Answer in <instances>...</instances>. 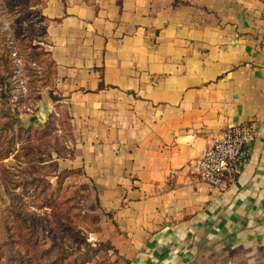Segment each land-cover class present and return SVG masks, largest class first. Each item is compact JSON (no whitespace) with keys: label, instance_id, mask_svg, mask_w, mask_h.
Returning a JSON list of instances; mask_svg holds the SVG:
<instances>
[{"label":"crops","instance_id":"crops-1","mask_svg":"<svg viewBox=\"0 0 264 264\" xmlns=\"http://www.w3.org/2000/svg\"><path fill=\"white\" fill-rule=\"evenodd\" d=\"M70 168L125 264H264V0H40ZM253 121L239 174L189 166Z\"/></svg>","mask_w":264,"mask_h":264},{"label":"rangeland","instance_id":"rangeland-1","mask_svg":"<svg viewBox=\"0 0 264 264\" xmlns=\"http://www.w3.org/2000/svg\"><path fill=\"white\" fill-rule=\"evenodd\" d=\"M40 0H0V264H125L99 236V210L70 168L73 137L52 119ZM49 77V79H48ZM7 116L15 122L3 124Z\"/></svg>","mask_w":264,"mask_h":264},{"label":"built area","instance_id":"built-area-1","mask_svg":"<svg viewBox=\"0 0 264 264\" xmlns=\"http://www.w3.org/2000/svg\"><path fill=\"white\" fill-rule=\"evenodd\" d=\"M257 134L258 127L253 121L228 126L210 139L189 166L207 185L220 188L228 175L241 172Z\"/></svg>","mask_w":264,"mask_h":264},{"label":"trees","instance_id":"trees-1","mask_svg":"<svg viewBox=\"0 0 264 264\" xmlns=\"http://www.w3.org/2000/svg\"><path fill=\"white\" fill-rule=\"evenodd\" d=\"M30 12L31 13H34L36 16H38V17H42V18H44V16H42L38 11H36V10H30ZM45 50V49H44ZM46 51V50H45ZM46 54L49 56V54H48V52L46 51ZM50 63H51V65H52V76L50 77V81L52 82L51 83V85H53V73H54V68H53V63H52V61H50ZM6 75H2L1 77H0V83L2 84V86H3V84H4V82H5V80H6ZM48 79H49V77H48ZM50 97L52 98V99H54V100H56V99H58V97L56 96V95H54L53 93H52V91L50 92ZM64 113V115H65V117H66V119H67V127L71 130V128H70V125H69V119H68V116H67V113H66V111L65 110H61L60 109V111H52L51 113H50V116H51V118L53 119L54 117H55V115L57 114L58 115V113L59 114H61V113ZM15 122V119L13 118V117H10V116H7V118H6V120L3 122V124H7V122ZM107 241V240H106ZM108 242V245L114 250V251H116L117 252V250L109 243V241H107Z\"/></svg>","mask_w":264,"mask_h":264}]
</instances>
